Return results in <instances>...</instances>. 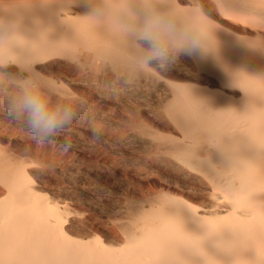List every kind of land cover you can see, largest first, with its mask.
I'll use <instances>...</instances> for the list:
<instances>
[{"label": "bare ground", "instance_id": "bare-ground-1", "mask_svg": "<svg viewBox=\"0 0 264 264\" xmlns=\"http://www.w3.org/2000/svg\"><path fill=\"white\" fill-rule=\"evenodd\" d=\"M146 6L179 28L201 22L207 51L165 72L143 68L131 27ZM0 18L15 25L0 43V94L28 82L53 106L82 103L90 89L162 104L136 113L137 131L190 193L161 188L148 207L131 206L113 243L75 237L68 205L0 153V264H264V0H0Z\"/></svg>", "mask_w": 264, "mask_h": 264}, {"label": "rangeland", "instance_id": "rangeland-1", "mask_svg": "<svg viewBox=\"0 0 264 264\" xmlns=\"http://www.w3.org/2000/svg\"><path fill=\"white\" fill-rule=\"evenodd\" d=\"M89 91L82 103L70 106L77 110L73 122L46 143H38L23 122L9 117L11 97L0 94V153L22 165L40 191L68 205L73 236L110 234L112 240H104L113 243L123 238L120 225L130 221L131 206L148 207L145 199L161 188L190 194L184 188L189 180L166 165L164 149L147 150L145 142L152 139L137 131L136 113L148 116L162 104L127 106ZM177 179L188 182L180 185ZM2 193L6 187L0 183ZM203 200L200 194L191 197L195 204Z\"/></svg>", "mask_w": 264, "mask_h": 264}, {"label": "clouds", "instance_id": "clouds-1", "mask_svg": "<svg viewBox=\"0 0 264 264\" xmlns=\"http://www.w3.org/2000/svg\"><path fill=\"white\" fill-rule=\"evenodd\" d=\"M94 12L99 16L102 9L97 7ZM14 28L11 20L0 18V43L12 39ZM131 34L143 46L139 62L145 69L155 64L165 72L182 55L198 58L207 51L206 29L201 22L193 29L179 28L173 18L152 7L144 8ZM7 111L11 119L25 124L38 143L52 141L77 115L74 107L51 105L46 95L28 82L10 99Z\"/></svg>", "mask_w": 264, "mask_h": 264}]
</instances>
